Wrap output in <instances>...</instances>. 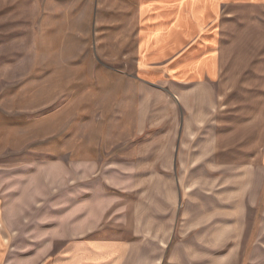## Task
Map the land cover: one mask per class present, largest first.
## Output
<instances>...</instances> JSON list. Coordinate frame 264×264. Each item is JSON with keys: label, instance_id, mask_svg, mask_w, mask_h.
Here are the masks:
<instances>
[{"label": "rangeland", "instance_id": "1", "mask_svg": "<svg viewBox=\"0 0 264 264\" xmlns=\"http://www.w3.org/2000/svg\"><path fill=\"white\" fill-rule=\"evenodd\" d=\"M135 8L0 0V264H43L91 239L144 242L159 255L152 264H264V7L230 6L221 18L235 75L222 83L225 151L244 141V162L230 152L222 168L177 164V177L148 145L162 125L137 122ZM241 183L259 198L240 237ZM219 231L240 239L217 247ZM195 235L210 238V255L186 259L179 249Z\"/></svg>", "mask_w": 264, "mask_h": 264}, {"label": "crops", "instance_id": "2", "mask_svg": "<svg viewBox=\"0 0 264 264\" xmlns=\"http://www.w3.org/2000/svg\"><path fill=\"white\" fill-rule=\"evenodd\" d=\"M135 1L137 122L140 131L162 125L156 137L148 139V145L156 144V161H162V167L174 177L178 176V165L181 167L191 161L205 163L201 165L205 171L209 165L222 168L221 165L229 161L227 157L235 160L230 152L244 162V141L240 149L225 151L230 135L226 123L231 122L219 111L221 103L229 100L227 91L222 93V89L227 88L222 83L223 77L235 75L226 68L229 55L223 51L221 18L227 7H264V0ZM248 155L252 156L250 150ZM209 175L207 172L202 176ZM246 187L241 183L236 196L242 200L237 209V214L242 216L238 222L240 237L247 216L245 208L253 209L259 198V192L245 195ZM201 194L197 198L200 199ZM166 222L168 219L164 220ZM218 234L215 240L220 248L240 239L227 231ZM208 240L210 238L195 235L193 244L188 240L179 250L185 251L186 259L198 250L210 255L212 243ZM193 246L198 249L192 250ZM234 250L232 257L238 256L236 248ZM173 254L178 256V250ZM157 256L148 255L144 242L126 247L118 241L91 239L67 245L58 255L45 257L43 264H152V258ZM182 264H189V260Z\"/></svg>", "mask_w": 264, "mask_h": 264}]
</instances>
